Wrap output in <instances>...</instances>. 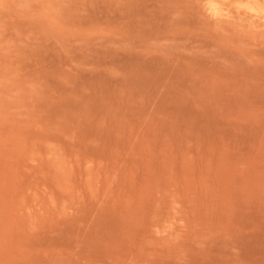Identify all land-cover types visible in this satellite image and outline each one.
Returning <instances> with one entry per match:
<instances>
[{
    "label": "rangeland",
    "instance_id": "rangeland-1",
    "mask_svg": "<svg viewBox=\"0 0 264 264\" xmlns=\"http://www.w3.org/2000/svg\"><path fill=\"white\" fill-rule=\"evenodd\" d=\"M0 264H264V0H0Z\"/></svg>",
    "mask_w": 264,
    "mask_h": 264
}]
</instances>
